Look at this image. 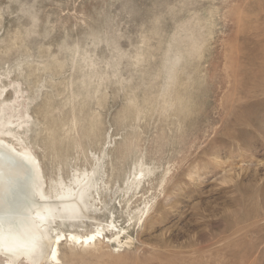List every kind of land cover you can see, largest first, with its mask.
<instances>
[{
    "label": "rangeland",
    "instance_id": "obj_1",
    "mask_svg": "<svg viewBox=\"0 0 264 264\" xmlns=\"http://www.w3.org/2000/svg\"><path fill=\"white\" fill-rule=\"evenodd\" d=\"M1 102L49 186L100 167L123 243L64 264H264V0H0Z\"/></svg>",
    "mask_w": 264,
    "mask_h": 264
},
{
    "label": "bare ground",
    "instance_id": "obj_2",
    "mask_svg": "<svg viewBox=\"0 0 264 264\" xmlns=\"http://www.w3.org/2000/svg\"><path fill=\"white\" fill-rule=\"evenodd\" d=\"M0 105V264H64L65 242L90 247L105 240L123 243L124 229L115 221L105 225L95 214L103 188L100 167L75 175L70 183L63 179L49 186L40 160L4 118L6 104ZM17 124L20 129L26 123ZM140 183L135 178L130 186ZM94 225L96 231H88ZM110 231L118 232L109 236Z\"/></svg>",
    "mask_w": 264,
    "mask_h": 264
}]
</instances>
